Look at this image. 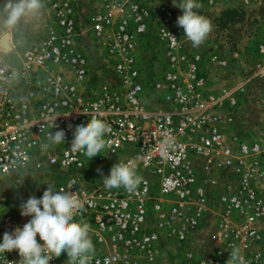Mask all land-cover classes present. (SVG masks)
<instances>
[{"label":"built area","instance_id":"built-area-1","mask_svg":"<svg viewBox=\"0 0 264 264\" xmlns=\"http://www.w3.org/2000/svg\"><path fill=\"white\" fill-rule=\"evenodd\" d=\"M53 12L39 38L20 50L0 41V242L30 217L20 204L49 186L84 204L77 221L89 225L90 264H154L170 242L185 264H226L238 247L245 264L264 262V141L227 136L223 121L243 88L213 90L198 74L199 54H180L179 36L155 24L148 8L129 0H102L91 13L95 45L115 80L102 81L79 43L83 32L65 0H48ZM176 37L173 43L166 29ZM154 37L166 65L145 74L137 57ZM258 51L264 53V43ZM102 79V78H101ZM237 93V95H235ZM92 118L109 126L105 148L91 160L68 149L75 126ZM63 129L65 143L49 133ZM118 162L135 168V191L107 189L97 169ZM18 174L33 176L31 191L9 197ZM39 179V182L37 181ZM205 225L209 244L192 247ZM38 242L39 237H37ZM206 247V246H205ZM0 253V264L19 261ZM62 253L50 264H66Z\"/></svg>","mask_w":264,"mask_h":264},{"label":"rangeland","instance_id":"rangeland-1","mask_svg":"<svg viewBox=\"0 0 264 264\" xmlns=\"http://www.w3.org/2000/svg\"><path fill=\"white\" fill-rule=\"evenodd\" d=\"M65 1L71 5L73 15L83 30L78 35L79 44L90 57V65L96 76L101 75L98 80L114 81L112 66L105 52L95 45L88 24L91 13L102 0ZM129 1L137 2L150 10L155 24L151 34H155L159 25L167 23L179 36L180 54L200 55L197 64L203 85L213 90H220L222 87L243 88L236 96L237 104L228 116L230 120L223 121L227 136H236L247 142L264 141V53L258 51L259 44L264 43V0H197L202 7L196 11L211 21L212 31L204 43L195 48L184 36L183 29L177 26V17L183 13L173 5L172 0ZM10 2L14 4L19 0H0V41L6 44L8 51H15L27 47L39 38L45 25L52 22L53 12L48 0H39V8L27 11L15 25L9 26L5 21L6 8ZM176 2L179 3L180 0ZM144 41L137 57L146 69L145 74L151 73L154 67L155 75L161 76L160 69L166 65L167 60L164 51L154 37H148ZM16 178L20 183L9 178L13 185L8 195L13 202L21 201L17 197L18 191H31L38 186L30 183L34 178L31 175L28 177L18 174ZM208 238L206 234L196 237L195 241L207 244ZM174 246L170 242L164 244V247ZM202 248L206 249L207 246ZM166 250V255L157 264H179L180 253L173 248Z\"/></svg>","mask_w":264,"mask_h":264},{"label":"clouds","instance_id":"clouds-1","mask_svg":"<svg viewBox=\"0 0 264 264\" xmlns=\"http://www.w3.org/2000/svg\"><path fill=\"white\" fill-rule=\"evenodd\" d=\"M172 3L183 13L177 17V26L183 29L184 36L192 47H199L212 31L211 21L196 11L202 5L197 0H180L179 3L172 0ZM39 6V0H19L14 4L10 2L6 8L5 23L15 25L27 11ZM166 35L173 43L176 41V37L167 29ZM108 131V124L96 118H92L87 124L77 125L68 150L83 152L91 160L105 148L104 137ZM48 135L54 145L65 143L63 129ZM97 172L107 189L123 187L131 193L140 183L135 168L127 163L114 164L107 176L99 168ZM83 208V202L76 195L64 189L56 191L48 185L42 197L31 195L20 204V215L30 219L22 228L17 226L13 232L6 231L3 234L0 253L14 250L18 252L19 261H9V264H50V261L60 257L62 253L67 254L66 264H90L95 249L89 236V225L75 219ZM37 237L41 242H38ZM226 264H245L238 247L230 252Z\"/></svg>","mask_w":264,"mask_h":264},{"label":"crops","instance_id":"crops-1","mask_svg":"<svg viewBox=\"0 0 264 264\" xmlns=\"http://www.w3.org/2000/svg\"><path fill=\"white\" fill-rule=\"evenodd\" d=\"M209 226H210V225H205V226H203V228L198 232V234L196 235V237H200V236H204V235L208 234V231H210ZM206 243H207V244H199L198 242L194 241V242L192 243V247H196V249H199V248L203 249L202 247H204V246H208V244H209V239L206 240ZM171 248H173V247H161V249H160V253H159L158 256L156 257V259H155V263H154V264H157L158 260L161 259V257H163L164 255H166V253H167V250H166V249L169 250V249H171ZM173 249H174V248H173ZM177 255H179V254L177 253ZM179 262H180L179 264H185V263L182 261V258L180 259Z\"/></svg>","mask_w":264,"mask_h":264},{"label":"water","instance_id":"water-1","mask_svg":"<svg viewBox=\"0 0 264 264\" xmlns=\"http://www.w3.org/2000/svg\"><path fill=\"white\" fill-rule=\"evenodd\" d=\"M6 190H7L6 185L0 186V197L3 196V194L6 192Z\"/></svg>","mask_w":264,"mask_h":264},{"label":"bare ground","instance_id":"bare-ground-1","mask_svg":"<svg viewBox=\"0 0 264 264\" xmlns=\"http://www.w3.org/2000/svg\"><path fill=\"white\" fill-rule=\"evenodd\" d=\"M4 42V41H3ZM6 42V41H5ZM6 46V44H4Z\"/></svg>","mask_w":264,"mask_h":264}]
</instances>
